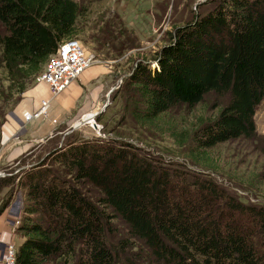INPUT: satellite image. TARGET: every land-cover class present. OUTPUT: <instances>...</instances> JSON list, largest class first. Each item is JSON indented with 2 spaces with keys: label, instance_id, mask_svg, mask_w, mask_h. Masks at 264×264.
Here are the masks:
<instances>
[{
  "label": "trees",
  "instance_id": "16d2710c",
  "mask_svg": "<svg viewBox=\"0 0 264 264\" xmlns=\"http://www.w3.org/2000/svg\"><path fill=\"white\" fill-rule=\"evenodd\" d=\"M211 3L176 27L152 62L139 60L119 91L134 125L168 134L185 157L168 161L135 142L140 136H113L103 126L104 138L72 134L44 158L28 162L31 153L15 162L0 178V216L23 192L17 264H141L144 257L154 264H264V205L245 203L221 185L211 155L257 137L264 0ZM81 15L75 0H0V149L7 113L59 46L76 39ZM115 18L109 30L120 28L113 47L122 56L138 47ZM210 94L228 97L212 118L180 131L161 126L174 109H195ZM86 185L98 191L97 201ZM113 216L128 230L117 243ZM131 240L145 256L129 254Z\"/></svg>",
  "mask_w": 264,
  "mask_h": 264
},
{
  "label": "rangeland",
  "instance_id": "374dc122",
  "mask_svg": "<svg viewBox=\"0 0 264 264\" xmlns=\"http://www.w3.org/2000/svg\"><path fill=\"white\" fill-rule=\"evenodd\" d=\"M75 1L82 10L78 25L79 35L76 36V40H79L88 54L96 60V64L88 70L98 66L104 69L105 75L102 77L101 84H106L107 90L104 92L106 95L104 94L102 97L104 99L103 106L108 100L109 104L102 112L100 121L101 114L96 117V123L100 126L101 131L98 132L92 124H88L67 135L75 125L69 128L60 127L59 133L54 132L53 138L34 151L28 162L44 158L54 147L63 146L72 134L79 138H104L103 126L107 132H112L110 135L113 136L115 133H124L127 137L134 135V138L140 136L143 142H135L147 150L163 155L168 161H182L185 157L184 150L178 148L168 134L156 130L146 133L134 125L124 110V102L119 97V91L125 78L130 75L139 60L152 62L156 53L169 42V35L174 32L176 27L184 26L194 17L203 15L213 8L211 0ZM115 17L122 20L129 32V37H134L136 47H138L125 50L122 56H117L113 47L122 40L119 35L120 28L114 30L112 28L113 33L109 30L110 22L118 23ZM2 32L3 30L0 28V33ZM111 36L114 38L113 40L110 39ZM36 84H38L37 80L30 88ZM96 85L101 88L100 92L103 95V86H100V83ZM113 89L115 90L111 93ZM227 101L228 97L210 94L195 109L190 110L186 107L174 109L162 121L161 126L165 131L168 125L176 127L178 131L190 129L199 124L201 119L207 120L216 115L218 109L224 106ZM9 113L6 115V122ZM92 116L90 114L85 117V121H90ZM255 120L257 126L255 139H241L220 145L218 149L211 152V155L215 157L219 167L215 177L221 185L235 193L245 203L264 205V100L257 109ZM14 164L1 160L0 153V173L7 174V169ZM83 191L92 200H98L99 193L94 187L86 185ZM111 225L114 230L113 241L115 243L120 239L128 238L127 227L119 218L113 216ZM14 243L18 245L19 241L15 240ZM131 243L132 248L129 254L133 258L137 253H142V256L146 255L145 249L139 242L131 240ZM146 260L147 258L144 257L141 264H154Z\"/></svg>",
  "mask_w": 264,
  "mask_h": 264
},
{
  "label": "crops",
  "instance_id": "0c3cea01",
  "mask_svg": "<svg viewBox=\"0 0 264 264\" xmlns=\"http://www.w3.org/2000/svg\"><path fill=\"white\" fill-rule=\"evenodd\" d=\"M104 72L100 66L87 70L58 96H53L48 86L42 84L28 89L21 102L7 116L2 130L1 160L15 163L41 148L53 138L54 132L59 133L60 127H72L83 118L100 111L104 103L102 97L107 90L106 84H101ZM97 83L103 86V95ZM43 100L49 101L48 114L38 116ZM23 211L24 193L18 192L14 201L0 216V264H4L6 250L11 243L17 240L20 245L23 242L16 234Z\"/></svg>",
  "mask_w": 264,
  "mask_h": 264
},
{
  "label": "built area",
  "instance_id": "2783aa9c",
  "mask_svg": "<svg viewBox=\"0 0 264 264\" xmlns=\"http://www.w3.org/2000/svg\"><path fill=\"white\" fill-rule=\"evenodd\" d=\"M95 64V58L88 54L79 40H68L63 42L56 54L50 58L44 71L38 76L37 82L48 86L50 93L58 96ZM48 108L49 101L43 100L37 115H47ZM17 250L18 245L14 242L7 247L4 264H17Z\"/></svg>",
  "mask_w": 264,
  "mask_h": 264
},
{
  "label": "water",
  "instance_id": "95a60500",
  "mask_svg": "<svg viewBox=\"0 0 264 264\" xmlns=\"http://www.w3.org/2000/svg\"><path fill=\"white\" fill-rule=\"evenodd\" d=\"M115 89L111 90V93L114 91ZM109 104V100L104 104L103 108L98 111L97 113L94 114V116L92 117V121H81L80 125H75L68 133H72L74 130L80 128L81 126H85L88 124H92V126L99 132L101 131L100 126L96 123V117L99 116L100 114H102L103 111H105V108L107 107V105ZM7 176V174L5 173H0V178Z\"/></svg>",
  "mask_w": 264,
  "mask_h": 264
},
{
  "label": "bare ground",
  "instance_id": "6f19581e",
  "mask_svg": "<svg viewBox=\"0 0 264 264\" xmlns=\"http://www.w3.org/2000/svg\"><path fill=\"white\" fill-rule=\"evenodd\" d=\"M94 114H95V113H94ZM94 114H92V115L94 116ZM93 116H92V117H93ZM81 121H85V118H83L82 120L78 121L75 125H80V124H81ZM90 121H92V119H91Z\"/></svg>",
  "mask_w": 264,
  "mask_h": 264
}]
</instances>
